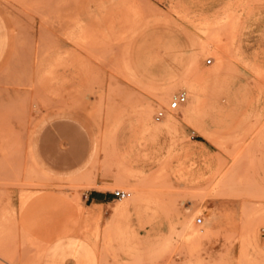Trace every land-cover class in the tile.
Masks as SVG:
<instances>
[{
	"label": "rangeland",
	"instance_id": "374dc122",
	"mask_svg": "<svg viewBox=\"0 0 264 264\" xmlns=\"http://www.w3.org/2000/svg\"><path fill=\"white\" fill-rule=\"evenodd\" d=\"M92 186L126 195L93 209ZM262 228L264 0H0V264L70 233L100 264H264Z\"/></svg>",
	"mask_w": 264,
	"mask_h": 264
},
{
	"label": "crops",
	"instance_id": "0c3cea01",
	"mask_svg": "<svg viewBox=\"0 0 264 264\" xmlns=\"http://www.w3.org/2000/svg\"><path fill=\"white\" fill-rule=\"evenodd\" d=\"M82 132L70 121L57 120L42 132L43 142H56L64 137L68 140V161L63 163L56 155H51L50 162L54 167H73L87 156V145ZM83 135V134H82ZM86 205L93 209L112 205L115 196L111 190L91 187L84 192ZM112 209H109L108 218L112 220ZM40 264H100L99 254L91 239L76 233L61 234L51 240L43 250Z\"/></svg>",
	"mask_w": 264,
	"mask_h": 264
},
{
	"label": "built area",
	"instance_id": "2783aa9c",
	"mask_svg": "<svg viewBox=\"0 0 264 264\" xmlns=\"http://www.w3.org/2000/svg\"><path fill=\"white\" fill-rule=\"evenodd\" d=\"M210 62H211V58H207V63H210ZM186 100H187V91L185 89H180L174 92L168 101L167 107H161L154 111L152 115L153 119L156 121L162 119L168 110L178 109L180 105L186 102ZM112 193L115 197H118V198H122L126 195L125 190L118 189V188L112 190ZM195 222L197 224H201L203 222V218L201 216H197L195 218Z\"/></svg>",
	"mask_w": 264,
	"mask_h": 264
},
{
	"label": "bare ground",
	"instance_id": "6f19581e",
	"mask_svg": "<svg viewBox=\"0 0 264 264\" xmlns=\"http://www.w3.org/2000/svg\"><path fill=\"white\" fill-rule=\"evenodd\" d=\"M219 51H220V49H219ZM217 58V57H216ZM189 87L191 88V89H193V86L192 85H189ZM171 91V90H170ZM197 92V91H196ZM200 97V96H199ZM195 102V101H194ZM196 103H197V101H196ZM200 103V102H199ZM197 105H199L198 103H197ZM193 108H194V106L193 105H190L189 106V108L186 110V112H184L185 113V115H187L188 113H190V112H192L193 111ZM149 109V108H148ZM175 110L176 109H174V110H169V111H167L166 112V114H168L167 115V117L164 119V121H163V127H165V128H169V127H173V126H176L177 125V123H178V121H177V118L175 117V115H174V113H175ZM165 114V115H166ZM141 116H142V118L144 119V120H149V113H147V111H142L141 112ZM162 127V126H161ZM98 187V186H97ZM96 187V188H97ZM100 188H101V186H100ZM112 188H115V187H113L112 186ZM118 208V207H117ZM83 210V209H82ZM85 213H87L86 211H85ZM83 211H82V214L84 215L85 214ZM82 215V216H83ZM48 217V216H47ZM47 217H46V219H47ZM46 219H44L45 220V222H44V220H43V222L45 223L44 225L46 226V222H48V221H46ZM50 223V222H49ZM48 223V224H49ZM31 224V223H30ZM51 226V225H50ZM66 227V226H65ZM53 228V227H52ZM36 229V228H35ZM70 229V228H69ZM79 229V228H78ZM62 230V229H61ZM81 230V229H80ZM80 230H79V232H80ZM77 231V230H76ZM60 233H63V232H61L60 231ZM81 233V232H80ZM55 234V233H54ZM64 235V234H63ZM82 235V234H81ZM52 236H53V234H52ZM56 236H58V234L56 235ZM61 236V235H60ZM51 241V240H50ZM42 253H43V250L41 251V255H40V258H41V256H42Z\"/></svg>",
	"mask_w": 264,
	"mask_h": 264
}]
</instances>
